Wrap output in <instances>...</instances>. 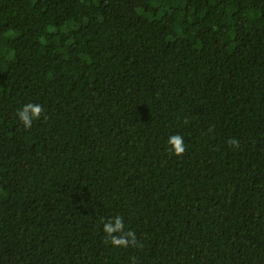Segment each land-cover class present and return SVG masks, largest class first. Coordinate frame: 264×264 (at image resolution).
<instances>
[{
  "label": "trees",
  "instance_id": "trees-1",
  "mask_svg": "<svg viewBox=\"0 0 264 264\" xmlns=\"http://www.w3.org/2000/svg\"><path fill=\"white\" fill-rule=\"evenodd\" d=\"M0 264H264V0H0Z\"/></svg>",
  "mask_w": 264,
  "mask_h": 264
},
{
  "label": "clouds",
  "instance_id": "clouds-1",
  "mask_svg": "<svg viewBox=\"0 0 264 264\" xmlns=\"http://www.w3.org/2000/svg\"><path fill=\"white\" fill-rule=\"evenodd\" d=\"M44 111L43 107L38 103H28L23 106V108L17 113L20 121L24 124L26 128H30L32 126L34 119H39L42 112ZM230 145L238 146V141L234 138L229 140ZM168 145L170 152L175 155H182L185 152L184 146V138L180 134L170 135L168 138ZM104 229L106 233L111 235L114 232H120L123 229V221L121 217L115 218V223L113 224L111 221L105 224ZM127 235H132V233H128ZM112 241L116 245H127V240L121 236L119 238L113 236Z\"/></svg>",
  "mask_w": 264,
  "mask_h": 264
}]
</instances>
